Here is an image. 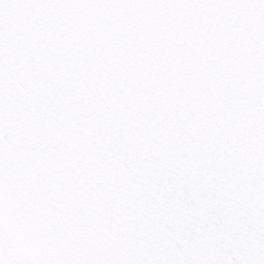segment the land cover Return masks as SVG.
Wrapping results in <instances>:
<instances>
[{"label": "snow or ice", "instance_id": "6c2138e0", "mask_svg": "<svg viewBox=\"0 0 264 264\" xmlns=\"http://www.w3.org/2000/svg\"><path fill=\"white\" fill-rule=\"evenodd\" d=\"M0 264H264V0H0Z\"/></svg>", "mask_w": 264, "mask_h": 264}]
</instances>
